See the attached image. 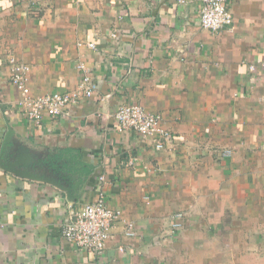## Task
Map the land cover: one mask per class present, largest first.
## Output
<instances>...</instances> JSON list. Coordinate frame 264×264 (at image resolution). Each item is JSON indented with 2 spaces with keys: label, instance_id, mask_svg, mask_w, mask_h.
<instances>
[{
  "label": "crops",
  "instance_id": "0c3cea01",
  "mask_svg": "<svg viewBox=\"0 0 264 264\" xmlns=\"http://www.w3.org/2000/svg\"><path fill=\"white\" fill-rule=\"evenodd\" d=\"M228 7L213 33L199 0H0V264H264V0ZM10 57L31 96L76 88L78 61L98 83L32 126ZM124 103L172 142L119 132L105 114ZM99 192L122 214L93 255L60 226Z\"/></svg>",
  "mask_w": 264,
  "mask_h": 264
},
{
  "label": "built area",
  "instance_id": "2783aa9c",
  "mask_svg": "<svg viewBox=\"0 0 264 264\" xmlns=\"http://www.w3.org/2000/svg\"><path fill=\"white\" fill-rule=\"evenodd\" d=\"M199 1L198 21L203 29L217 33L231 25L232 14L228 7V0ZM111 36H116V32H112ZM83 43L87 47L95 48L93 41L78 42V45ZM8 62L10 81L20 92L19 105L22 107L25 118L32 126H39L45 114L53 118L64 116L67 105L91 97L98 83L92 77L85 63L78 61L75 65L79 72V82L76 88L31 96L26 85V74L29 66L14 57H10ZM258 65L264 68V61ZM255 67V64L249 65L251 71ZM105 117H110L115 121L116 129L119 132L132 130L142 138H152L153 144L157 148L165 147L173 140V134L163 125L161 115L148 111L139 104H120L111 114H105ZM225 153L228 154L229 151L226 150ZM98 179L100 182H104V173H99ZM121 214V209L111 206L103 193L99 192L98 197L93 201L86 202L78 208L72 205L67 207L60 226L61 236L75 246L83 248L93 255H99L105 248L111 228L121 218ZM173 218L172 225L179 228L182 223L183 212L174 213ZM124 234L129 237L136 235L133 222H125Z\"/></svg>",
  "mask_w": 264,
  "mask_h": 264
}]
</instances>
